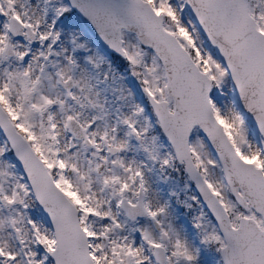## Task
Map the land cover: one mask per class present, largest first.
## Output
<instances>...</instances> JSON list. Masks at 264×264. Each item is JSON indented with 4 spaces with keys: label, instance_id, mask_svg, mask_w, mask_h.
I'll return each instance as SVG.
<instances>
[{
    "label": "snow or ice",
    "instance_id": "snow-or-ice-1",
    "mask_svg": "<svg viewBox=\"0 0 264 264\" xmlns=\"http://www.w3.org/2000/svg\"><path fill=\"white\" fill-rule=\"evenodd\" d=\"M0 264H264V0H0Z\"/></svg>",
    "mask_w": 264,
    "mask_h": 264
}]
</instances>
